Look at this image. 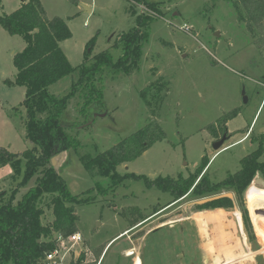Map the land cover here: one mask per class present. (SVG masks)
I'll return each instance as SVG.
<instances>
[{
  "label": "rangeland",
  "instance_id": "obj_1",
  "mask_svg": "<svg viewBox=\"0 0 264 264\" xmlns=\"http://www.w3.org/2000/svg\"><path fill=\"white\" fill-rule=\"evenodd\" d=\"M39 1L48 19L57 17L67 24L71 38L60 47L73 67L82 64L91 40L92 56L108 51L116 59L118 36L132 29L136 15L145 10L137 6L133 15L127 0ZM21 4L22 0H0V16ZM163 11L164 16L150 25L138 69L130 75L104 73L102 106L90 105L84 121L76 108L82 102L80 94L67 101L61 125L78 120L79 126L69 133L76 137L81 155L103 153L152 120L164 139L134 161L117 166L116 173L124 178L113 189L109 178L86 172L73 150L65 152L57 169L68 192H90L85 194L87 203L73 207L81 242L71 248L67 237L57 245L63 253L71 249L63 264L81 253L92 262L95 249L102 251L96 264H135L137 257L141 264H264V189L253 181L241 200L233 195L232 208L200 210L197 207L215 195L173 202L170 194L130 177L187 178L209 161L201 175L214 184L237 173L240 161L260 145L259 160L264 162V48L254 46L227 0H176ZM184 25L188 32L181 30ZM24 47L20 37L0 28V147L16 154L33 148L25 138L24 110L19 107L25 89L9 88L3 81L14 80L13 56ZM77 78L76 72L62 79L50 93L67 94ZM160 78L168 89L153 115L140 95ZM227 115H233L225 126L228 137L216 152L213 144L222 137L219 121ZM12 174L9 165L0 167V195L6 198L20 181ZM26 191L19 189L16 200ZM50 199L40 204L43 224L53 221ZM132 251L135 255L130 256Z\"/></svg>",
  "mask_w": 264,
  "mask_h": 264
},
{
  "label": "trees",
  "instance_id": "obj_2",
  "mask_svg": "<svg viewBox=\"0 0 264 264\" xmlns=\"http://www.w3.org/2000/svg\"><path fill=\"white\" fill-rule=\"evenodd\" d=\"M127 1L131 4L129 11L133 15L137 6H142L145 10L136 15L132 29L118 36L114 49L119 52V56L115 59L108 51L92 56L91 40L85 47L82 64L78 67L71 66L60 47L61 42L71 38L67 24L57 17L48 19L39 0H24L16 11L0 16V28L9 36L20 37L25 44L24 49L13 56L16 71L14 80H5L3 83L9 88L25 89L24 99L19 107L24 110L25 138L33 145L32 149L17 154L0 147V167L9 165L13 171L12 179H20L17 188L7 198L6 195H0V264H44L46 255L57 247L58 239H65L78 231L73 207L87 203L88 195L85 194L90 191L84 195H71L59 171L51 166V158L73 150L86 172L91 176L109 178L113 189L124 178L116 173L117 166L134 161L154 143L164 139L157 121L152 120L109 150L90 157L79 153L76 137L69 133L79 126L78 120L68 126L61 125L67 101L76 95L80 94L82 98L81 105L76 108L78 116L84 121L89 116L90 105L102 106L105 72L113 76L119 73L130 75L138 69L151 23L163 17L164 7L176 0L163 3L149 0ZM227 1L235 9L238 22L251 36L254 46L262 50L264 0ZM76 72L78 78L67 94L60 96L50 93L51 86ZM167 89L168 84L160 78L141 91L140 96L146 106L153 110V115ZM232 117L233 115H227L219 121L222 137H228L225 126ZM210 132L214 137L217 135L212 129ZM262 153L260 145L255 152L240 161L237 173L214 184L207 180L205 174L201 175L209 161L204 162L187 178L180 175L177 179L157 177L151 180L133 174L130 177L143 180L148 188L170 194L173 202L189 196L202 199L220 194L222 190L241 200L257 175L264 180V162L259 160ZM22 188H27V191L16 200V194ZM47 197H51L48 207L52 210L53 221L43 224L44 211L40 204ZM232 206V200L221 199L197 208L213 210L230 209ZM244 224L247 231H250L251 225L246 215ZM101 252L100 249L94 250L96 259L92 262L86 261L85 254L81 253L69 264H96Z\"/></svg>",
  "mask_w": 264,
  "mask_h": 264
},
{
  "label": "water",
  "instance_id": "obj_3",
  "mask_svg": "<svg viewBox=\"0 0 264 264\" xmlns=\"http://www.w3.org/2000/svg\"><path fill=\"white\" fill-rule=\"evenodd\" d=\"M23 1L24 0H22V2ZM82 8L84 9V11L87 14L91 13V10L88 9L87 7L82 6ZM242 96H243L244 103H246L247 99H246V97L244 95V92H242ZM225 141H226V136H223L221 138V140L215 142L213 144L214 151L219 152L221 150L223 144L225 143ZM64 157H65V152H63V153H61L59 155H56L53 158H51V160H50L51 166L53 168H55L56 170H58L57 167H58L60 161L62 159H64ZM253 184H254L255 187H257L259 189H264V180L262 178H260V177H255L254 180H253ZM232 198H233V194L232 193H223V194L215 195V196H212V197H209V198L205 199L203 201V203H201V205H204V204H207V203H211V202H214V201H218V200H221V199H230L231 200Z\"/></svg>",
  "mask_w": 264,
  "mask_h": 264
},
{
  "label": "built area",
  "instance_id": "obj_4",
  "mask_svg": "<svg viewBox=\"0 0 264 264\" xmlns=\"http://www.w3.org/2000/svg\"><path fill=\"white\" fill-rule=\"evenodd\" d=\"M182 31L188 32L189 29L187 26H183L181 28ZM61 239H58V243ZM69 242L72 243L71 248H73V245L76 243L81 242V236L78 233H75L68 238ZM71 251L69 248L64 253L62 250H59V247L57 246L51 253H48L45 257L44 264H63L65 261V254H68Z\"/></svg>",
  "mask_w": 264,
  "mask_h": 264
},
{
  "label": "bare ground",
  "instance_id": "obj_5",
  "mask_svg": "<svg viewBox=\"0 0 264 264\" xmlns=\"http://www.w3.org/2000/svg\"><path fill=\"white\" fill-rule=\"evenodd\" d=\"M216 211H217V210H216ZM218 211H219V210H218ZM219 212H221V211H219ZM203 218H204V217H203ZM227 219H228V218H227ZM224 222H225V221H224ZM208 223H209V222H208ZM210 232H211V231H210ZM129 255H130V256H131V255H135V253L132 251V253L130 252ZM135 264H141L139 257H137Z\"/></svg>",
  "mask_w": 264,
  "mask_h": 264
},
{
  "label": "flooded vegetation",
  "instance_id": "obj_6",
  "mask_svg": "<svg viewBox=\"0 0 264 264\" xmlns=\"http://www.w3.org/2000/svg\"><path fill=\"white\" fill-rule=\"evenodd\" d=\"M227 138V137H226Z\"/></svg>",
  "mask_w": 264,
  "mask_h": 264
}]
</instances>
